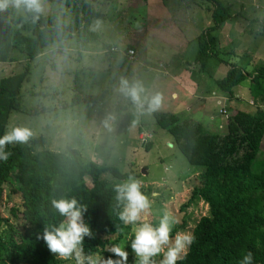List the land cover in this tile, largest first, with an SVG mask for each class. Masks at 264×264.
Instances as JSON below:
<instances>
[{"label": "trees", "instance_id": "16d2710c", "mask_svg": "<svg viewBox=\"0 0 264 264\" xmlns=\"http://www.w3.org/2000/svg\"><path fill=\"white\" fill-rule=\"evenodd\" d=\"M46 1L65 9L69 21L63 22L65 14L29 12L23 6L17 8L14 0H0V4L6 5L0 7V63L14 61L13 51L24 56L27 63L22 72L0 77V135L6 131L10 114L22 111L21 87L29 81V63L49 44L73 39L84 48L97 40L98 34L91 28L92 21L103 14L95 10L94 4L111 0ZM189 1L196 3L197 0ZM202 1L209 5L212 23L195 38L194 62H202L201 69L210 58L225 64V75L216 79L212 88L232 98L234 88L248 80L253 103L250 111L225 109V133L210 131L201 122L182 119L172 112L153 113L155 123L172 135L175 146L187 162L202 167L197 184L180 209L201 200L207 205L208 212L195 222L191 229L193 242L184 259L176 264H239L249 251L253 264H264V153L261 151L264 63L255 65L234 51L225 53L235 55L241 62L221 58L223 52L218 34L223 24L232 18L231 10L222 0ZM108 47L109 52L114 51L110 45ZM129 50L134 51L133 43L125 46L124 51ZM135 72L130 69L126 73L129 86L133 84L130 79ZM72 90L70 101L59 100L55 109L79 104L100 107L108 95L107 89L97 94H84L78 84ZM119 95L127 101L124 105L116 101V105H120L121 111L129 109L134 103L132 98L121 90ZM50 110L36 105L29 113L37 115ZM44 143L45 138L39 135L29 137L24 143L5 145L8 158L0 160V203L4 185L12 183L20 202L9 211L13 218L23 222V226H13L8 218L0 215V264H63L72 259L50 253L43 241L37 239L44 224H57L63 219L50 203L61 198L77 201L83 219L93 233V239L85 237L83 241L84 254L101 256L105 261L112 255L110 250L122 244L131 225L125 226L119 220L115 185L102 176L107 173L124 181L134 177L135 173L132 170L121 172L113 166L98 167L92 161H86L77 149L53 152L46 149ZM149 145L146 143L145 148ZM185 226L183 218L182 224L174 226L170 236Z\"/></svg>", "mask_w": 264, "mask_h": 264}, {"label": "rangeland", "instance_id": "374dc122", "mask_svg": "<svg viewBox=\"0 0 264 264\" xmlns=\"http://www.w3.org/2000/svg\"><path fill=\"white\" fill-rule=\"evenodd\" d=\"M195 2L97 1L94 8L103 16L94 19L91 28L97 32L98 39L84 48L73 39L45 47L43 53L29 63V81L21 87L22 111L12 112L6 127V131L13 127H27L31 131V138L42 135L45 148L50 151L66 153L70 149H77L86 161H92L98 167L113 166L121 172L132 170L135 173L132 178L139 181L140 190L150 201L149 220L155 221L164 211H168L177 218L176 225L182 224L183 218L185 220L186 226L177 231L190 233L195 222L207 214V205L198 200L184 210L180 206L190 197L202 167L187 162L175 146L172 135L155 123L153 113L172 112L182 119L197 120L210 131L225 133V116L219 111L220 108L250 111L253 103L248 80L234 88L232 98L221 95L216 89H207L225 75L227 66L216 58H210L204 69H201L202 62H194L197 48L195 38L212 23L208 3L202 0ZM222 2L230 7L232 18L223 24L218 34L223 52L221 58L237 63L239 58L225 53L234 51L255 65L264 63V0ZM38 3L41 13L65 14L63 22L69 21L65 9H59L56 4L46 0H38ZM129 43L134 44L132 54L124 51ZM108 45L113 52L108 51ZM13 55L14 61L0 63V77L24 70L27 64L24 56L14 51ZM146 63L154 68H158L160 63H167L171 67L172 77L159 75L152 87L149 79L143 80L141 68H138L139 64L143 66ZM130 69L138 71L130 80L141 91L138 92L139 100L129 109L121 111L116 101L126 104V98L119 92L121 82L129 81L126 73ZM175 76H179L178 82L183 76L190 89H194L200 81V88L207 91L202 95L205 103L196 99L184 103L182 98L176 101L171 98L170 90L175 85ZM75 84L80 85L84 94H97L107 89L105 104L100 107L79 104L55 109L59 100L70 101ZM156 97L159 103L150 107V102ZM199 101L202 103H197ZM36 105L51 110L30 114L29 110ZM186 107L189 109L186 110ZM146 143H150L148 148H145ZM261 151L264 153V139ZM102 178L115 186L128 180L119 181L107 173ZM14 188L10 182L4 185L0 215L8 218L11 225L21 228L23 222L13 218L9 211L20 202L18 194L13 192ZM130 236L131 231L125 233L119 247L129 253L127 264H135L134 255L128 248ZM94 258L98 264L103 261L101 256ZM156 259L158 261L160 257ZM63 264H75V260L72 257Z\"/></svg>", "mask_w": 264, "mask_h": 264}, {"label": "clouds", "instance_id": "9594fccd", "mask_svg": "<svg viewBox=\"0 0 264 264\" xmlns=\"http://www.w3.org/2000/svg\"><path fill=\"white\" fill-rule=\"evenodd\" d=\"M17 8L23 6L26 11L40 12L38 0H14ZM0 4V7H5ZM123 91L134 102L139 100L137 85L129 86L126 81L121 82ZM159 103V98H153L150 107ZM31 136L27 127H13L0 135V160H6L8 153L5 145L24 143ZM116 201L120 207L119 220L125 225H131V236L128 248L134 255L135 264H176L182 261L193 242V235L187 231H176L170 236L177 218L168 211H164L155 221L149 220L148 209L151 204L148 197L140 190V183L136 179H129L115 186ZM51 207L61 219L57 224L43 225L37 233V239L42 240L50 253L58 254L62 258L73 257L75 264H98L92 255L83 252L85 237L93 239V233L83 219L81 206L75 199H53ZM111 256L99 264H127L128 251L121 247H113ZM160 257L157 261L156 257ZM239 264H253V256L249 251L242 256Z\"/></svg>", "mask_w": 264, "mask_h": 264}, {"label": "crops", "instance_id": "0c3cea01", "mask_svg": "<svg viewBox=\"0 0 264 264\" xmlns=\"http://www.w3.org/2000/svg\"><path fill=\"white\" fill-rule=\"evenodd\" d=\"M139 66L140 67H138V68H141L140 71H141L143 80L146 81L147 79H149V85H152V87L154 86V81L158 79L159 75L163 78L172 77V74L170 72L171 67H169L167 63H163V64L160 63L158 68H154V66H150L147 63L144 64L143 66L139 64ZM159 68H162V70H160ZM188 75L192 76L191 73H189ZM185 76H187V75H185ZM180 77H181V80H180V82H178L177 79L179 78V76H175V85L170 90V97L171 98L175 99V101L178 100L179 98H182L181 101L184 103H188L189 99H196V100H202V101L206 100L202 95L205 94L207 91L202 90V88H200V83H199L200 81H198L199 85L196 83L195 88L190 89L185 83V78L183 76H180ZM171 80L173 81L172 78H171ZM207 89H209L210 91H213L212 87H209ZM142 95H144V93ZM190 101H192V100H190ZM202 101H199L197 103H202ZM204 101H203V103H205ZM187 109H189V107H186V110ZM209 120H210V117H209L208 121ZM217 123H218V121H217ZM219 124H221L220 121H219Z\"/></svg>", "mask_w": 264, "mask_h": 264}, {"label": "built area", "instance_id": "2783aa9c", "mask_svg": "<svg viewBox=\"0 0 264 264\" xmlns=\"http://www.w3.org/2000/svg\"><path fill=\"white\" fill-rule=\"evenodd\" d=\"M128 52H129V54H132V50H129ZM219 111H220L221 113L225 114V109L220 108Z\"/></svg>", "mask_w": 264, "mask_h": 264}]
</instances>
